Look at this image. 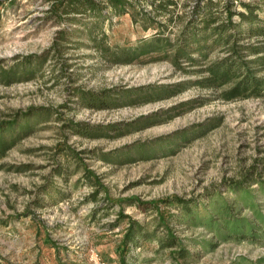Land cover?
Wrapping results in <instances>:
<instances>
[{
	"label": "rangeland",
	"instance_id": "obj_1",
	"mask_svg": "<svg viewBox=\"0 0 264 264\" xmlns=\"http://www.w3.org/2000/svg\"><path fill=\"white\" fill-rule=\"evenodd\" d=\"M174 2L187 19L194 0ZM48 7L0 0V73H15L9 83L0 78V123L44 112L0 153V264H114L129 218L152 235L132 246L128 264H175L168 248L158 250L165 229L155 228L150 202L161 200L171 201L157 206L177 215L169 228L193 254L186 264H264V234L219 239L202 223L182 222L173 201H190L206 217L209 202L233 199L232 183L257 192L264 97L223 100L194 72L149 55L113 63L89 46L84 27L50 18ZM110 20L100 29L112 48L154 32L128 13ZM224 55L214 50L207 61ZM79 92L107 93L112 104L88 107Z\"/></svg>",
	"mask_w": 264,
	"mask_h": 264
},
{
	"label": "trees",
	"instance_id": "obj_2",
	"mask_svg": "<svg viewBox=\"0 0 264 264\" xmlns=\"http://www.w3.org/2000/svg\"><path fill=\"white\" fill-rule=\"evenodd\" d=\"M48 1L50 18L84 27L89 46L104 59L113 63H131L149 55L154 60H168L184 73L194 72L199 76L195 81L198 86L220 89L218 96L223 100L264 97V0H194L185 20L174 13V0H148L150 10H146L141 0ZM125 13L134 21H140L143 29L153 28L154 32L134 45H114L112 48L100 26L111 22V15L119 17ZM159 17H165V20L160 21ZM214 50L225 51V55L207 61ZM187 66L197 68L190 71ZM14 74L3 72L0 78L9 83ZM78 96L88 107H108L113 100L107 93L79 92ZM42 114V111L25 114L19 119L0 123V153L27 133L31 118ZM185 135L186 132L173 140ZM229 189L234 194L233 199L209 202L205 206L206 217L195 214L189 207L190 201L174 198L173 201L182 207L180 220L202 223L219 239L238 236L252 239L264 234V204L258 198L264 199V182H259L256 193L242 183H232ZM159 202L170 205L171 201L150 202L158 214L155 228L165 229L159 238L158 250L168 248L167 255L172 263L186 264L193 254L168 225L169 219L177 215L160 211ZM240 208H248L251 215L239 216ZM151 235L139 221L129 218L122 240L113 249L114 264H128L132 246L141 244ZM108 264H111L109 260ZM143 264H149V260Z\"/></svg>",
	"mask_w": 264,
	"mask_h": 264
},
{
	"label": "built area",
	"instance_id": "obj_3",
	"mask_svg": "<svg viewBox=\"0 0 264 264\" xmlns=\"http://www.w3.org/2000/svg\"><path fill=\"white\" fill-rule=\"evenodd\" d=\"M93 259V264H104V262L99 261L97 258H92Z\"/></svg>",
	"mask_w": 264,
	"mask_h": 264
},
{
	"label": "bare ground",
	"instance_id": "obj_4",
	"mask_svg": "<svg viewBox=\"0 0 264 264\" xmlns=\"http://www.w3.org/2000/svg\"><path fill=\"white\" fill-rule=\"evenodd\" d=\"M153 131V130H152ZM156 131V130H155ZM154 132V131H153Z\"/></svg>",
	"mask_w": 264,
	"mask_h": 264
}]
</instances>
